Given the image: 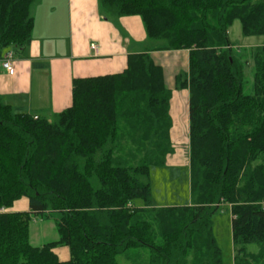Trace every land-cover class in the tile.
Segmentation results:
<instances>
[{"label":"trees","instance_id":"trees-1","mask_svg":"<svg viewBox=\"0 0 264 264\" xmlns=\"http://www.w3.org/2000/svg\"><path fill=\"white\" fill-rule=\"evenodd\" d=\"M37 1L0 0V59L31 42ZM98 1L106 18L139 16L154 49L189 51L176 81L189 90L190 204H152L150 169L172 151L171 91L147 52L131 53L122 72L74 78L71 104L50 117L0 100V264H223L212 230L223 204L233 264H264V46L237 55L228 35L236 19L263 35L264 0ZM21 198L29 211L7 210ZM32 213L59 214L57 240L30 243Z\"/></svg>","mask_w":264,"mask_h":264},{"label":"crops","instance_id":"crops-1","mask_svg":"<svg viewBox=\"0 0 264 264\" xmlns=\"http://www.w3.org/2000/svg\"><path fill=\"white\" fill-rule=\"evenodd\" d=\"M31 14L34 28L29 45L22 49L9 47L3 52L4 55L8 50L13 51V74L2 68L3 55L0 59V100L10 104L16 111L50 117L71 104L74 78L122 72L126 67L128 54L147 52L154 63L162 67L164 84L171 91L169 137L172 151L167 155L164 166L183 168L189 177V90L179 87L176 81L177 75L188 71L189 51L156 50V45L148 43L147 47L129 44L122 39H99L94 42L96 48H93V44L88 41L90 38L82 33L101 25H104L101 26L103 29L111 24L98 0H38L31 7ZM67 24L70 38L65 52L46 49V41L55 39L56 34L64 31ZM73 31L76 32L75 39ZM165 65L168 70H165ZM27 204L28 200L21 198L9 210H25ZM152 204L159 206L154 202ZM44 230V224L37 229L42 236ZM30 239L29 233V241ZM57 239L55 236L53 241ZM55 252L61 260L69 258V251L66 249H62L60 253L55 249Z\"/></svg>","mask_w":264,"mask_h":264},{"label":"rangeland","instance_id":"rangeland-1","mask_svg":"<svg viewBox=\"0 0 264 264\" xmlns=\"http://www.w3.org/2000/svg\"><path fill=\"white\" fill-rule=\"evenodd\" d=\"M109 21L111 24H108L109 26L106 25L103 29L101 26L103 27L104 25H101L89 32L84 31L82 34H85L86 38H90L88 39L90 44H94V42L99 39L108 41H119L122 39L129 44L135 43L141 46H147L148 43L150 45H156L158 43L157 41L147 38L144 25L139 16L109 18ZM73 32V39H75L76 32ZM228 35L233 46V51L237 55L243 53L245 49L264 46V34L244 35L241 22L238 19L234 20L230 25ZM56 36L55 39L46 41V49L50 48L63 53L69 45V25L67 24L64 31L56 34ZM162 55L165 56V54ZM162 55H160V57ZM165 70H168L167 66ZM252 91L253 65L252 61L249 60V63L245 67L244 92L252 93ZM150 184L152 203H157L159 206H186L190 204L189 177H187V172L183 168L173 169L172 166L152 167L150 169ZM23 200H26V198H23ZM133 204L138 207L143 205L140 199H135ZM20 211H29L28 204L27 209ZM30 216L29 233L31 237L30 242L33 245L40 246L46 242L53 241L55 236L58 237L56 220L59 218V214L52 213L50 216L45 217L40 214L32 213ZM42 224H44L45 229L43 236L37 231ZM212 230L222 252L223 264H233L234 247L231 234V214L227 204H223L212 216ZM35 234L37 235V239H35ZM247 247L249 251H257L258 248L257 244L254 243L248 244ZM56 249L58 253H60L62 249L68 251V248L65 246H57ZM67 256L69 257V254ZM117 259L120 264H129L124 258L118 257Z\"/></svg>","mask_w":264,"mask_h":264},{"label":"built area","instance_id":"built-area-1","mask_svg":"<svg viewBox=\"0 0 264 264\" xmlns=\"http://www.w3.org/2000/svg\"><path fill=\"white\" fill-rule=\"evenodd\" d=\"M92 47L96 48L95 44H93ZM12 56H13V51L12 50H8V51L5 52V54L3 55V58L1 60L2 68L5 71H7V73H9V74H13L14 73V69H13L12 64H11ZM0 211H4V209L1 208Z\"/></svg>","mask_w":264,"mask_h":264}]
</instances>
